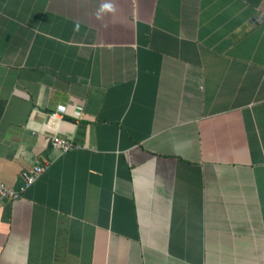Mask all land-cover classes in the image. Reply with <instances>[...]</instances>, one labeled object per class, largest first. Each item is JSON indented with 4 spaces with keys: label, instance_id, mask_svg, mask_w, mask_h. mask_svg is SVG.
Returning a JSON list of instances; mask_svg holds the SVG:
<instances>
[{
    "label": "crops",
    "instance_id": "crops-1",
    "mask_svg": "<svg viewBox=\"0 0 264 264\" xmlns=\"http://www.w3.org/2000/svg\"><path fill=\"white\" fill-rule=\"evenodd\" d=\"M46 162L0 264H264V0H0V182Z\"/></svg>",
    "mask_w": 264,
    "mask_h": 264
},
{
    "label": "built area",
    "instance_id": "built-area-1",
    "mask_svg": "<svg viewBox=\"0 0 264 264\" xmlns=\"http://www.w3.org/2000/svg\"><path fill=\"white\" fill-rule=\"evenodd\" d=\"M65 108L59 106L58 110L52 112L53 116H59ZM61 116V115H60ZM51 145L53 148L60 149L62 151H67L74 147V143L68 139L62 138L55 134L51 137ZM49 163L44 164H34L30 169L25 170L22 173L23 184L19 189L8 187L0 182V198H19L24 190L32 186L36 180L47 170Z\"/></svg>",
    "mask_w": 264,
    "mask_h": 264
}]
</instances>
